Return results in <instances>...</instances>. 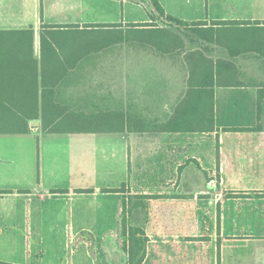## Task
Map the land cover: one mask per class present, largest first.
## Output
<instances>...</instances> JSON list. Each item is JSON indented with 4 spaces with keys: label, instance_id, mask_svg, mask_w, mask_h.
I'll list each match as a JSON object with an SVG mask.
<instances>
[{
    "label": "crops",
    "instance_id": "crops-1",
    "mask_svg": "<svg viewBox=\"0 0 264 264\" xmlns=\"http://www.w3.org/2000/svg\"><path fill=\"white\" fill-rule=\"evenodd\" d=\"M157 1L165 14L200 30L177 31L191 47L175 63L137 53L126 41L132 34L124 31L117 41L115 32L102 31L105 42H75L78 36L71 35L94 38L79 23L44 33L57 43L42 46L44 26L55 24L39 18L40 0H0V101L10 93L15 101L34 100L26 90L32 88L35 97L37 87L40 102L45 70L47 84L113 89L104 102L81 104L83 116L116 106L123 117L149 120L143 130L47 132L40 117L25 133H1L0 260L10 252L9 242L27 243L19 250L26 259L13 262L18 264H42L43 242H65L50 245L43 264L61 262L69 242L78 243L68 264L79 249L91 255L92 242L100 239L103 246L115 231L122 242L121 199L136 195L146 196L143 209H132L145 242L141 264L190 258L220 264L223 242H264V211L257 218L248 210L246 225L239 222L242 208L264 206V20L212 10L208 0H171L169 6ZM148 9V19L116 24L150 22ZM28 28L32 34L3 31ZM5 39L21 41L13 47ZM175 45L181 50L180 42ZM231 209L237 224L230 223ZM239 231H246L243 239ZM81 232L92 236L84 239ZM29 242L39 243L36 251ZM154 242H171L172 253H153ZM205 242L206 252L200 248Z\"/></svg>",
    "mask_w": 264,
    "mask_h": 264
},
{
    "label": "trees",
    "instance_id": "trees-1",
    "mask_svg": "<svg viewBox=\"0 0 264 264\" xmlns=\"http://www.w3.org/2000/svg\"><path fill=\"white\" fill-rule=\"evenodd\" d=\"M147 4L151 9L149 12L150 22L130 23L123 27L121 24H104L102 27L115 26L116 41L122 38V32H127V36L131 35L130 41L137 53L144 54L146 52L153 54L154 62L162 60L170 63H175L181 56L184 49L190 48L191 45L185 43L184 38L177 34L186 35L188 32L200 31L198 28H188V23L177 19L171 15L165 14L163 8L157 0H147ZM160 22L161 25H157ZM220 23V22H217ZM201 24V23H198ZM221 24V23H220ZM97 24H87L82 30H89L92 27H97ZM66 27H79L78 25L63 26V25H45L42 32V46L46 41L57 43L55 39L47 40L44 33L55 31H62L68 29ZM4 32L27 31L32 34V29L22 30H3ZM108 31V30H102ZM126 36V37H127ZM183 38V39H182ZM13 47L15 42L21 40L5 39ZM180 42L181 50L176 51V42ZM187 47V48H185ZM187 56L183 59L186 62ZM143 58V55H142ZM59 73V72H51ZM189 73L191 71L189 70ZM208 73V72H204ZM47 76V72L42 70V84H41V101L37 100V87H35V97L32 96V88L26 90V94L34 100L29 101H15L13 95H8V101H0V134L1 133H25L30 129V123L38 120L40 117L42 128L47 132H97V131H124L131 129L145 128L149 126V120L133 119L130 117H123L122 112L114 110L105 111L104 113L94 112L90 115H82L79 110L87 101L104 102L106 99V91H111L112 88L91 87V88H71L61 85L47 84L43 78ZM116 90V88H114ZM113 90V89H112ZM144 90V88H142ZM26 98V97H25ZM116 100V97H114ZM94 110L101 112L102 106L96 104ZM106 110L110 109L109 105L105 106ZM129 108V107H127ZM126 108V109H127ZM72 111V112H71ZM78 112V113H75ZM210 117L212 120V110L210 109ZM125 115H129L126 113ZM197 123V120H195ZM200 129H203L204 120L198 121ZM198 124V123H197ZM258 127H263L258 124ZM79 192H88L91 190H78ZM124 192L119 189H103V192ZM133 198L136 201L133 202ZM146 196L136 195L127 198L123 197L120 204V230L119 233L123 237L122 244H120L124 253L127 255V264H141L145 248L143 242V230L139 226L134 225L133 220L136 219L132 214V209H143L145 206L144 200ZM116 232V231H115ZM0 264H18L8 261L0 260Z\"/></svg>",
    "mask_w": 264,
    "mask_h": 264
},
{
    "label": "rangeland",
    "instance_id": "rangeland-1",
    "mask_svg": "<svg viewBox=\"0 0 264 264\" xmlns=\"http://www.w3.org/2000/svg\"><path fill=\"white\" fill-rule=\"evenodd\" d=\"M166 6H169L171 0H162ZM185 0H182L184 2ZM196 2V0H192ZM204 2V0H201ZM209 3L212 4L210 7L215 11H228L234 17H241L242 19H258L264 20V0H208ZM149 5L147 4V0H40V6L38 7V11L40 12V17L44 23L47 24H55V25H63V26H71L75 23H79V26H85V24L81 23H89V24H97L99 26L92 27L89 30H84V34H92L86 36H92L93 39L90 38H81L80 35H71L78 36L75 42H105L108 40L106 35L100 33L102 30L108 31H116L115 26L111 27H102L104 24H116V22L121 23L124 21H132V20H143L148 19V9ZM112 22V23H111ZM157 25H161L160 22H157ZM73 28V27H66ZM69 31H77L69 29ZM96 32V33H87V32ZM240 31V30H234ZM258 32L257 30H255ZM264 31V30H262ZM259 34H263L264 32H260ZM70 36V35H68ZM71 41V40H69ZM213 183V181H211ZM222 197L223 194L218 195ZM261 204V203H260ZM252 207L255 206V202L251 204ZM264 206L258 205L253 209L249 207L242 208L241 216L239 217L240 224H245V220L247 221L249 216L248 210L257 214V218L261 216V213ZM230 216V223L237 224L238 219L237 213L235 210L231 209L228 211ZM253 214V217L256 216ZM219 215V214H218ZM252 217V215H251ZM252 217V218H253ZM264 223V213L260 219V223ZM258 225V224H257ZM246 231H239L238 239H243L240 234ZM98 234V232H95ZM253 233V232H252ZM256 233V232H255ZM80 234L84 235V239L90 238L92 235L88 232H81ZM120 236L116 232H113L110 237L105 238V242L103 240V246L101 245L100 239L99 242L95 243L93 246L88 247V251H90L91 255H86V249H79L78 253H76L73 257L74 264H77V259L80 260L79 264H125L126 256L125 254L119 251V245L122 242L119 241ZM119 241V242H118ZM46 247L44 254L41 257V263L50 256L49 248L50 245H62L65 242H43ZM78 242H69V246L67 251L65 252V258H62L61 262H55V264H68L71 259V254L69 250L75 249V245ZM224 246L221 251V255L223 260L220 264H264V242H223ZM26 242H9V250L10 252L5 256L4 261L8 262H16L18 259H26V256L23 254H19L20 247L22 245H26ZM38 242H29L30 249L32 251H36V245ZM171 242H154L151 246V250L153 253L160 254L161 252L168 251L174 248L171 245ZM90 245V244H89ZM198 246V245H196ZM190 249H193L192 243L188 245ZM16 248V249H15ZM202 250L206 252V248H208V242H205V246L200 247ZM17 252V253H16ZM31 253V251H30ZM86 256V257H85ZM35 256H31V259H34ZM147 264H198L194 261L193 258L187 259L182 263H161L159 259L157 261H151ZM204 264V263H201ZM218 264V263H217Z\"/></svg>",
    "mask_w": 264,
    "mask_h": 264
},
{
    "label": "water",
    "instance_id": "water-1",
    "mask_svg": "<svg viewBox=\"0 0 264 264\" xmlns=\"http://www.w3.org/2000/svg\"><path fill=\"white\" fill-rule=\"evenodd\" d=\"M38 122L37 121H32L31 125H36Z\"/></svg>",
    "mask_w": 264,
    "mask_h": 264
}]
</instances>
